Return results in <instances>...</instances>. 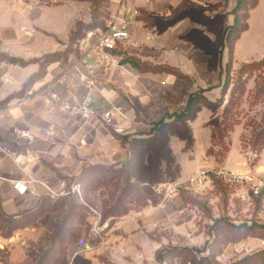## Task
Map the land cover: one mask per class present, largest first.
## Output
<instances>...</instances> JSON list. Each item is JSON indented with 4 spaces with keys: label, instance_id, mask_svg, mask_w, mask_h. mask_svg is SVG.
I'll use <instances>...</instances> for the list:
<instances>
[{
    "label": "crops",
    "instance_id": "obj_1",
    "mask_svg": "<svg viewBox=\"0 0 264 264\" xmlns=\"http://www.w3.org/2000/svg\"><path fill=\"white\" fill-rule=\"evenodd\" d=\"M236 4L237 0H110L108 14L120 11L130 21L124 57L139 52L136 60L170 68L184 77L179 78L172 73L140 72L129 64L111 70L88 65L85 54L95 39L87 36L72 44L73 51L65 60L43 67L46 56L66 52L79 23H91V4L81 0H0V53L32 62L24 67L11 65L10 70L8 64H0V210L7 215L34 210L42 199H55L51 193H62L61 182L72 184L85 167H120L129 153L116 135L146 138L155 122L180 112L191 94L203 90L207 95L219 87L225 72H212L214 58L206 44L197 47V41L189 38L192 31L199 30L211 41L205 30L222 24L229 11L233 16ZM257 6L249 11V22ZM135 10L137 17L133 16ZM217 17L221 18L213 22ZM226 20L232 26L234 16ZM249 30L250 24L234 43L233 60H240L235 69L264 59L260 51L264 40L238 50ZM219 50V58L225 51L229 57L227 48ZM4 72H15V78L6 82ZM82 75L95 86L88 88ZM22 91V98L1 105ZM85 107L88 117L81 113ZM116 108L123 110V116L113 125L105 124L102 113ZM204 113L202 110L189 123L194 139L191 149L179 137L169 138L171 155L179 167L176 183L202 169L194 166L211 145V130L205 125L209 117L202 118ZM235 154L227 157L225 168L242 165L240 155ZM15 182L28 188L25 195L15 191ZM12 237L0 236V241L15 243L10 242L15 234Z\"/></svg>",
    "mask_w": 264,
    "mask_h": 264
},
{
    "label": "rangeland",
    "instance_id": "obj_2",
    "mask_svg": "<svg viewBox=\"0 0 264 264\" xmlns=\"http://www.w3.org/2000/svg\"><path fill=\"white\" fill-rule=\"evenodd\" d=\"M243 1L250 4L253 0ZM109 4L110 1L101 3L103 17L98 22L104 23L109 16ZM230 13L225 14L222 24L205 30L213 44L199 30L192 31L189 38L197 41V47L206 44L214 58L212 72H226L228 53L223 52L219 58L217 42L223 36L230 45L237 34L228 28L226 19L233 17ZM243 19L240 25L245 24ZM248 24L250 30L242 37L239 51L264 40V0H259ZM260 51L264 54L263 43ZM138 53L133 51L131 56L137 59ZM239 62L234 57L232 74L225 89L223 82L207 95L203 90L196 91V94L200 93L199 101L203 100L201 94L204 92L203 96L217 106L214 111L202 107L196 115L197 118L202 110L207 112L201 117H209L205 125L211 130V145L194 169L225 168L227 157L231 158L235 153L240 155L243 163L239 168L229 169H264V59L244 63L235 69ZM10 66L7 65V70ZM241 70L246 73L240 75ZM4 77L6 82L7 79L11 81L15 72H4ZM192 146L193 143L189 144L190 149ZM161 165L162 177L158 181L148 180L140 169H135L131 171L132 176L114 171L100 172L98 186L84 184L80 187L75 182H67L61 191L66 195L61 196L58 192L51 194L55 199H50L51 207L62 198H67L66 205L44 213L28 228L16 232L15 239L10 241L15 243L0 241V264L264 263V208L261 202L243 204L234 197L233 190L221 184L201 194L182 188L176 194L168 193L166 189L176 183L178 177L173 180L170 176L175 172L173 162L163 160ZM114 175L117 180L111 181ZM124 190L129 196L122 207L128 212L112 217L109 210ZM77 214L81 220L75 221ZM69 221L73 222L71 226L67 225ZM63 225L67 231L60 233L58 229Z\"/></svg>",
    "mask_w": 264,
    "mask_h": 264
},
{
    "label": "trees",
    "instance_id": "obj_3",
    "mask_svg": "<svg viewBox=\"0 0 264 264\" xmlns=\"http://www.w3.org/2000/svg\"><path fill=\"white\" fill-rule=\"evenodd\" d=\"M87 1L91 4V23L88 25L79 23L77 26V30L73 32L70 38V46L66 50V52L61 54H53L50 56H46L43 60L42 66H47L50 63L65 60L67 58V53H71L73 51L70 47L72 44L77 43L78 41L83 40L87 33L96 29H105V22H98L99 18L103 17V12L100 10L101 3L108 4L110 0H81ZM247 2L243 0H237V4L234 7L232 14L234 16V23L232 26H229V30L232 32H236L235 38L232 40L231 44L228 45L227 41L219 37V48L218 52L220 53L221 50L227 48L229 52V61L226 65V72L224 78V89L226 87L227 82H229L231 74H232V60H233V46L235 41L239 38V35L248 29V18H249V11L254 9L257 4L258 0H253L249 5ZM221 17H217L214 19L213 22L219 20ZM241 18L244 20L243 25H240ZM144 19L149 20L148 17ZM0 62L8 64V65H19L21 67L27 66L32 62H25L20 59L11 57L7 54L0 53ZM122 64H129L134 69H137L140 72H154V73H172L179 78H184L176 71L167 68V67H152L145 63H141L140 61L136 60L134 57H123ZM239 72L240 75L245 74L246 72ZM34 79V78H33ZM264 88V83L262 84ZM264 91V89H263ZM24 92L13 94L6 98L1 105L8 104L14 99H20L24 96ZM204 93V92H203ZM201 94L203 98L202 101H199L200 93L191 94L185 107L178 113L173 114H166L162 119L155 122L152 126L151 132L147 135L146 138L143 137H133L130 138L129 136H118L116 137L120 140L122 145L127 149L129 153V158L124 161L119 168L117 167H107V166H88L83 169L79 176L73 178V182L77 183L80 187L84 184H95L98 186L100 183V179L98 175L100 172L104 173L106 171H114V173H120L126 176H132V172L135 169H140L146 178L150 181H158L160 177H162L161 172V162L163 160L167 161L168 163L173 162L175 166V172L170 175V171H167L171 178L174 180L176 176L179 175V167L175 164L174 159L171 155V150L168 147L169 138L171 136H179L182 140L187 142V145L193 143L192 134L189 128V123L194 121L196 118L197 113L200 111L202 107H206L211 110H215L216 104L207 100L206 97ZM221 99L218 102L221 103ZM166 172V173H167ZM167 173V174H168ZM96 174V175H95ZM148 176V177H147ZM111 181H116L117 177L114 175ZM104 181V180H102ZM219 184V183H217ZM133 186H130L132 188ZM128 192L124 190L122 196L118 197L117 203L114 207L110 208L109 214H112V217H120L127 214V209L122 207L123 202L128 198ZM67 198H62L58 202H54V209L51 207L50 200L47 198L42 199L40 203L36 206L34 210L25 211L19 215H7L2 210H0V236L4 239L11 238L16 232L22 231L28 228L31 224L38 221L44 213H49L53 210L60 209L64 205H66ZM48 205V206H47ZM122 207V211H121ZM78 215V214H77ZM108 216V214H106ZM105 216V217H107ZM78 218L81 220V216H75V221H78ZM73 219V220H74ZM67 224L71 226L73 223ZM102 222H104V218H102ZM58 231L65 232L66 225H63L58 229Z\"/></svg>",
    "mask_w": 264,
    "mask_h": 264
},
{
    "label": "built area",
    "instance_id": "obj_4",
    "mask_svg": "<svg viewBox=\"0 0 264 264\" xmlns=\"http://www.w3.org/2000/svg\"><path fill=\"white\" fill-rule=\"evenodd\" d=\"M133 16H139V12L135 10ZM130 36V21L127 18V14L120 11L115 14H109L105 20L104 30L96 29L88 32L87 39L94 38L95 42L88 46L85 56L92 58L94 63L99 65L101 69H120L123 67L122 59L125 53V45L130 39ZM83 59L81 62H83ZM81 80L86 82L88 88L95 86V82L90 80L87 76L82 75ZM81 113L85 117H88L90 114L86 107L82 108ZM120 116H123V110L121 108L102 113L103 121L109 126L113 125L116 118ZM32 160H35V158H32L31 161ZM18 162L19 159L16 160V163ZM217 183L233 190L234 197L241 203L252 205L259 201L264 208V169L261 170L258 167L249 168L247 170L223 167H214L210 170L202 168L194 172L185 181L173 183L166 189V192L176 194L179 189L182 188L201 194L210 188H214ZM65 186L66 183L61 182V187L64 188ZM13 187L21 196L25 195L28 191V188L20 182H15ZM51 194L53 195L56 193L52 192ZM58 194L61 196L66 195L65 192ZM187 264L192 263L189 262Z\"/></svg>",
    "mask_w": 264,
    "mask_h": 264
},
{
    "label": "water",
    "instance_id": "obj_5",
    "mask_svg": "<svg viewBox=\"0 0 264 264\" xmlns=\"http://www.w3.org/2000/svg\"><path fill=\"white\" fill-rule=\"evenodd\" d=\"M84 62L88 65L95 66L96 68H100L99 65H96L94 63V60L92 58L86 57Z\"/></svg>",
    "mask_w": 264,
    "mask_h": 264
}]
</instances>
